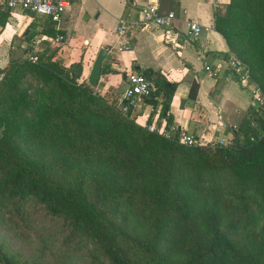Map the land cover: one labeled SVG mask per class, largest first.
<instances>
[{
    "label": "trees",
    "instance_id": "1",
    "mask_svg": "<svg viewBox=\"0 0 264 264\" xmlns=\"http://www.w3.org/2000/svg\"><path fill=\"white\" fill-rule=\"evenodd\" d=\"M213 15L264 93V0H228ZM9 17L0 12V30ZM33 25L21 36L22 54L0 68V196L32 199L60 218L85 264H264V110L253 107L226 144H183L179 130H151L132 108L107 101L81 61H29L36 35L61 33L49 20ZM141 74L153 86L141 100L160 104L167 128L177 84L150 69ZM26 77L36 83L34 99L21 88ZM21 135L36 142L38 157L22 153ZM3 258L17 264L0 250Z\"/></svg>",
    "mask_w": 264,
    "mask_h": 264
},
{
    "label": "crops",
    "instance_id": "2",
    "mask_svg": "<svg viewBox=\"0 0 264 264\" xmlns=\"http://www.w3.org/2000/svg\"><path fill=\"white\" fill-rule=\"evenodd\" d=\"M146 1L68 0L58 23L63 41L55 44L47 40L39 42L38 56L58 60L65 67L81 61L82 74L87 80L97 53L101 48H106L102 67L110 71L100 74L94 88L118 107L124 100L123 90L129 72L141 73L144 69L160 72L168 81L177 84L169 106L171 123L166 128V120L159 117L160 104L154 107L142 100L132 108L135 121L141 125L148 123V127L166 134L185 129L203 143L223 140L226 144L244 116H251L250 111L254 106L249 88L243 87L233 77L226 64L231 52L213 26L216 7L210 0H176L179 12L175 13L169 5H165L169 0L165 4L163 0H157L161 13H175L171 27L141 26L128 37L129 50L110 52L112 46L126 40L115 33L116 18L121 15L134 16ZM17 12L11 14L9 20ZM25 14L29 16L25 25L35 22V16ZM43 19L37 20L32 29L44 28L48 19ZM191 21L201 25L196 39H190L187 35ZM13 27L8 21L0 30V42L12 40ZM40 35L43 34L34 38ZM205 65L217 68V76H209L204 70ZM192 84L198 86L194 99L189 97Z\"/></svg>",
    "mask_w": 264,
    "mask_h": 264
},
{
    "label": "rangeland",
    "instance_id": "3",
    "mask_svg": "<svg viewBox=\"0 0 264 264\" xmlns=\"http://www.w3.org/2000/svg\"><path fill=\"white\" fill-rule=\"evenodd\" d=\"M163 2L165 4L166 0ZM165 5H169L175 13L179 12L176 0H169ZM16 11L17 15L9 20V24L14 25V37L10 42L5 39L0 42V68L5 67L10 58L22 54L26 44L21 38L22 32L27 28L30 30L25 25L29 16L23 11ZM33 18L34 23L44 20L42 17ZM21 88H27L30 98L34 99V80L24 78ZM24 130L22 126V132ZM18 143L25 155L36 158L40 154L36 142L27 136L21 135ZM79 177V174L71 175V180ZM76 245V240L66 236L62 220L45 215L32 199L12 200L0 196V250L17 264H85L86 252L77 251Z\"/></svg>",
    "mask_w": 264,
    "mask_h": 264
},
{
    "label": "built area",
    "instance_id": "4",
    "mask_svg": "<svg viewBox=\"0 0 264 264\" xmlns=\"http://www.w3.org/2000/svg\"><path fill=\"white\" fill-rule=\"evenodd\" d=\"M214 7L222 8L228 0H210ZM68 0H0V12L8 11L13 14L16 10L23 11L24 13L31 12L37 17L46 18L55 23V28L59 29L58 23L64 14ZM175 13L168 11L161 13L159 11V4L157 0H148L138 9L137 13L130 17L121 15L116 18L115 33L126 38L125 42L117 43L110 48V52L117 53L130 49L128 37L131 33L141 26L151 25L157 28L171 27L175 20ZM201 31V25L197 22H189V29L187 35L190 39H196ZM64 39L62 34H56L55 37L50 38L46 35H40L34 38L28 49V59L31 62H36L39 53V42L49 41L51 43H59ZM226 64L230 69L233 77H235L243 87H248L251 100L254 108L264 110V93L259 86L252 82L250 79L249 69L247 66L235 55L229 53L226 58ZM205 72L209 76H217V68H211L209 65L204 66ZM1 79V75H0ZM153 86L145 76L140 72L132 71L126 76V83L123 90V102H121L119 109L122 112H127L129 108H134L143 97H148L151 94ZM149 129H154L148 127ZM164 133V132H161ZM166 134V133H165ZM168 135V134H166ZM178 139L181 143L193 145L198 143V139L193 134H190L185 129L179 130ZM224 144L223 140L219 141Z\"/></svg>",
    "mask_w": 264,
    "mask_h": 264
},
{
    "label": "water",
    "instance_id": "5",
    "mask_svg": "<svg viewBox=\"0 0 264 264\" xmlns=\"http://www.w3.org/2000/svg\"><path fill=\"white\" fill-rule=\"evenodd\" d=\"M27 14L30 16H34V14L31 12H27ZM106 53H107V49L101 48L99 50V52L97 53V56L95 57V59L92 63L89 74L87 76V83L92 87H96L98 84V80L100 77V71H101V67H102V62H103V59H104ZM3 260H4L5 264H8V261L5 258H3Z\"/></svg>",
    "mask_w": 264,
    "mask_h": 264
}]
</instances>
